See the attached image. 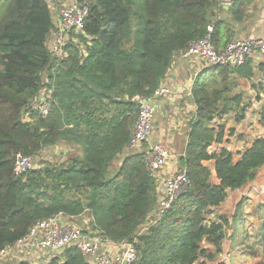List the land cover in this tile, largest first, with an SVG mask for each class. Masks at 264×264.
<instances>
[{
	"label": "trees",
	"instance_id": "obj_1",
	"mask_svg": "<svg viewBox=\"0 0 264 264\" xmlns=\"http://www.w3.org/2000/svg\"><path fill=\"white\" fill-rule=\"evenodd\" d=\"M252 1L232 0L233 20L242 21ZM78 2L89 5L88 18L81 32L70 33L67 58L57 61L48 47L55 32L48 0H0V251L26 238L37 222L63 213L74 222L89 215L90 231L114 243H132L138 255L133 264L215 261L228 228L241 218L243 202L232 224L225 215L210 220L209 211L226 201L228 191L254 182L264 167V138L238 163L227 150L210 152L225 137L224 126L211 127L214 119L235 110L238 121L244 118L236 78L253 79V62L211 67L194 79L195 112L179 159L190 186L155 225L159 182L145 154L129 150V143L139 113L133 98L152 97L175 60L205 38L210 26L217 49L221 0ZM44 88L52 91L47 117L34 106ZM58 146L66 147L64 162L15 175L18 155L42 159ZM209 161H215L219 184L204 165ZM205 243L214 250H206ZM261 246L264 255V237ZM40 264L89 263L72 247Z\"/></svg>",
	"mask_w": 264,
	"mask_h": 264
},
{
	"label": "built area",
	"instance_id": "obj_2",
	"mask_svg": "<svg viewBox=\"0 0 264 264\" xmlns=\"http://www.w3.org/2000/svg\"><path fill=\"white\" fill-rule=\"evenodd\" d=\"M78 1L75 0L62 7L58 13V22L55 21V32L52 35V41L48 42V47L52 57L57 61L67 58L68 53L65 49L70 41V33L81 32L88 18L89 5ZM213 31V26H210L206 37L192 43L181 55L192 65L190 93L194 79L206 69L215 66L240 67L249 61L253 62L257 58L264 57V39L236 38L224 49L217 50L212 42ZM44 80L46 84L48 82L46 75ZM51 95L52 91L44 88L35 100V109L42 117L49 116L51 112ZM174 97V92L164 80L152 97L135 96L133 98L138 105L139 113L132 130L129 150L146 151L144 154L148 170L156 178L174 159L168 147L152 140L155 131L156 105L163 99L174 100ZM40 162L41 159L38 158L18 155L14 173L16 176H21L30 170L39 169L42 167ZM189 186L190 179L187 171L180 167L161 182L159 202L152 214L153 225L167 210L171 209L181 195L187 192ZM89 222L74 223L63 213L39 221L26 238L15 246L0 251V263H48L54 257L62 256L72 247L78 249L89 264H133L137 261V251L132 243L111 242L96 232L90 231ZM146 230L147 227H143L141 233Z\"/></svg>",
	"mask_w": 264,
	"mask_h": 264
},
{
	"label": "crops",
	"instance_id": "obj_3",
	"mask_svg": "<svg viewBox=\"0 0 264 264\" xmlns=\"http://www.w3.org/2000/svg\"><path fill=\"white\" fill-rule=\"evenodd\" d=\"M48 2L53 17L58 22V13L61 8L75 0H48ZM231 2L221 0L223 11L219 19L222 22V30L217 50L224 49L230 41L236 38L264 39V0H253L244 19L240 22L233 20L229 14ZM51 41L52 36L49 43ZM261 65H264V57L253 61L255 69L253 79L236 78L235 92L244 95L242 104L245 107L244 118L238 121L239 113L235 110L222 118L216 117L211 123V127L215 129L224 126L225 137L222 143L213 144L210 152L220 154L223 150H227L232 153L235 163L242 160L243 154L257 140L264 138V126L261 123L264 106V90L261 89L264 88V71L259 69ZM191 72V63L181 56L178 57L165 79V84L174 92V100L163 99L156 105L155 131L152 140L164 143L171 149L174 156L173 161L158 175L159 189H161V182L179 167V159L184 155L187 146V123L195 112L190 93ZM219 112H222V107ZM63 148L61 150L65 151L66 147L63 146ZM56 150L57 148L49 151V156L59 154ZM204 165L210 168L214 183L219 184L215 161L205 162ZM242 202L241 218L237 222H241V226L237 234L232 218L236 215V207ZM209 214L211 216L208 215L209 219L213 221L217 220L218 216H227L232 226L227 230L222 254L208 264H259L262 262L264 260L261 246L264 237L262 230L264 224V167L254 182L236 191H228L226 201L220 207L212 208ZM88 216L85 215L83 221H91ZM74 223L82 224L81 221ZM204 247L208 251L214 250L213 246L208 243H205Z\"/></svg>",
	"mask_w": 264,
	"mask_h": 264
},
{
	"label": "rangeland",
	"instance_id": "obj_4",
	"mask_svg": "<svg viewBox=\"0 0 264 264\" xmlns=\"http://www.w3.org/2000/svg\"><path fill=\"white\" fill-rule=\"evenodd\" d=\"M186 117V116H185ZM177 117H175V119H176ZM183 118H184V116H183ZM157 119V118H156ZM162 144H164V143H162ZM166 146V145H165ZM167 147V146H166ZM63 148V146H58L57 147V152L59 153V154H56V155H52V156H49V154H48V152L49 151H45L46 153L44 154L43 153V157H42V159H41V162H40V164H41V166L42 167H44V168H50L49 167V165H51V166H54V165H56L57 163H62V162H64L66 159H67V155H65L64 153L66 152V150L65 151H63V150H61ZM169 148V147H168ZM64 149V148H63ZM170 149V148H169ZM171 150V149H170ZM172 152V151H171ZM54 153V152H53ZM209 216H210V214H209ZM211 217V216H210ZM240 226H241V222H239V223H237V225H236V233L237 234H239L238 233V231L240 230ZM11 263H15V262H8V264H11ZM3 264H7L6 262H4Z\"/></svg>",
	"mask_w": 264,
	"mask_h": 264
},
{
	"label": "water",
	"instance_id": "obj_5",
	"mask_svg": "<svg viewBox=\"0 0 264 264\" xmlns=\"http://www.w3.org/2000/svg\"><path fill=\"white\" fill-rule=\"evenodd\" d=\"M225 1H227V2H229V1H232V0H225ZM237 27V26H236ZM143 153H145L146 151L144 150V151H142ZM153 214V213H152Z\"/></svg>",
	"mask_w": 264,
	"mask_h": 264
}]
</instances>
